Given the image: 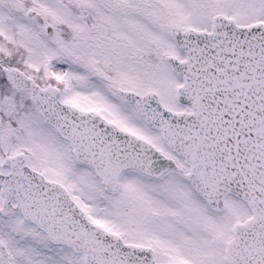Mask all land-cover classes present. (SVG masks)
<instances>
[{
	"label": "snow or ice",
	"instance_id": "6c2138e0",
	"mask_svg": "<svg viewBox=\"0 0 264 264\" xmlns=\"http://www.w3.org/2000/svg\"><path fill=\"white\" fill-rule=\"evenodd\" d=\"M0 264H264V0H0Z\"/></svg>",
	"mask_w": 264,
	"mask_h": 264
}]
</instances>
